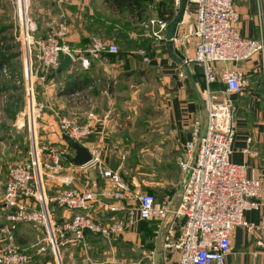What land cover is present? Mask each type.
Listing matches in <instances>:
<instances>
[{
    "label": "built area",
    "instance_id": "built-area-1",
    "mask_svg": "<svg viewBox=\"0 0 264 264\" xmlns=\"http://www.w3.org/2000/svg\"><path fill=\"white\" fill-rule=\"evenodd\" d=\"M180 1L173 0L175 14ZM18 6L22 44L30 74L55 70L65 54L71 55L73 66L87 70L92 61L120 53L116 43L96 35L89 37L86 48L71 47L66 41L70 27L65 19L54 23L45 37L36 39L30 31L21 0ZM189 6L194 8L192 27L184 35H175L173 44L188 67L203 71L199 87L203 109L193 123L192 139L185 144L186 155L177 160L182 174L178 207L175 210L172 208L169 196L158 202L150 193H134L120 173L103 167L100 152L93 150L90 152L92 160L86 166L98 167L101 176L111 181V195L116 203L110 205L109 210L120 212L123 201L137 202L136 208L130 209L125 218L108 224L97 222L90 215L96 202L95 193L69 187L78 167L66 164L69 147L38 144L33 123L31 130L34 138L29 158L13 163L7 173L3 197L5 223L0 228L5 243L0 246V264L31 263L32 257L15 244V232L21 223L33 224L45 233L58 258L60 248L85 241L86 232L111 239L137 222L150 221L156 222L160 230L163 221L171 214L175 221L181 219L182 222L179 241L166 245L179 251L178 264H223L231 251V233L238 226L244 227L250 234L259 233L264 243V171L261 177L249 178L246 166L230 160L236 137V105L232 95L243 93L249 82L240 71L217 69L219 64L239 63L259 56L264 71L263 15H258L260 36L251 39L240 33V16L233 0H188L187 10ZM169 18L168 15L152 17L142 21L141 26L155 42L165 43ZM192 38L197 41L195 51L187 55ZM138 54L144 63L150 62L147 50L139 49ZM32 55L39 66L35 73L30 67ZM186 77V72L182 70L179 78L186 80ZM30 94L29 103L33 92ZM37 116L33 113L31 120L35 117L36 121ZM89 117L93 118V115ZM61 130L75 142L91 135L90 124L80 126L70 119L62 120ZM60 178L64 179L66 188L55 195H48L46 182ZM52 206L73 211L74 215L70 220L60 222ZM260 210L258 222L246 220L247 212ZM86 264L126 263L88 260Z\"/></svg>",
    "mask_w": 264,
    "mask_h": 264
},
{
    "label": "crops",
    "instance_id": "crops-1",
    "mask_svg": "<svg viewBox=\"0 0 264 264\" xmlns=\"http://www.w3.org/2000/svg\"><path fill=\"white\" fill-rule=\"evenodd\" d=\"M172 2L173 0H152L149 5H146L147 9L142 17H161L159 13L170 9ZM233 2L240 16L238 28L242 36L251 39L258 38L260 36L258 15L261 13L264 20V0H233ZM102 5L105 10L102 9L103 7L101 8ZM59 6L60 9H74L71 13L67 10L60 15V20L62 17L65 18L70 27L66 41L71 47L86 48L91 35L109 41L116 38L113 30L110 31L112 33L109 36L106 34L107 29L105 28V26L112 27L115 25L110 19V16L114 17V14L124 21L123 25L116 26L120 29L126 28L123 29V38L120 36L117 41L121 45L128 42L127 44L131 47L126 50L120 48L118 55L106 56L99 61H92L87 70L80 66H72L70 70L64 71L60 75L64 77L62 80L64 85L71 74L81 77L87 76L92 81L88 88L71 96L61 95L63 88L59 89V93L53 97L56 101L54 104L57 105L51 106L50 103L46 112L41 114L39 126L37 122L35 123L34 134L38 144L69 147L66 164H70L76 152L63 138L62 120H75L80 126L90 124L91 135L77 143L90 152L98 150L101 154L103 167L120 173L134 193H150L155 196L158 202L169 196L172 199V208L175 210L179 205L182 192V174L177 160L186 155L185 144L192 139L193 123L202 113L203 103L194 86L196 84L198 88L200 87L202 76L198 75L197 68L189 66L190 76L186 73V80L179 78V73L183 69L170 58L167 42L157 43L145 34L141 22L147 18L141 21L135 15L136 13L119 14L117 11L111 10L109 4H106L104 0H99V3L94 0H64ZM56 8L53 7L54 10ZM172 10H174L173 5ZM193 10V6H189L188 10L186 9L183 21L179 24L175 35L188 33L193 24ZM166 15L171 16L170 12H165L162 17ZM175 15L174 12L171 21ZM103 24L105 26H102ZM116 28L112 29L116 31L118 30ZM135 35H138L137 40ZM196 43V39L192 38L187 55L194 53ZM136 47H139L138 50L140 47H144L148 51L152 66L160 68L157 71L163 73L172 84L170 95L163 107L164 114L157 117L165 120L161 126L154 129L155 144L148 147L146 138L143 142L146 145L144 161L147 162V159L156 160L157 163L159 162V168H162L161 177L152 183H148L138 176L132 175L129 179L125 177L128 171H122V169L128 168V166L119 164V146L117 145L120 143H115L113 140L119 134H124L126 128L127 130L132 129L131 125L129 128L127 126L130 124L133 114L131 107L136 113V103L127 101L117 91V87L120 85L127 86L131 77L144 74L146 71V64L139 56ZM217 69L218 71L226 69L240 71L249 82V86L243 93L232 95L236 105V137L230 160L234 164L246 166L249 178L261 177L264 171V71L262 70L261 59L259 56H255L253 59L244 62L219 64ZM100 76H104V78H100ZM46 77L49 75L41 73L35 78L39 79L40 83ZM98 86L105 89L101 93L105 95L89 96V90ZM101 100L102 103H99ZM100 107L102 109H99ZM90 114L93 115V118L89 117ZM123 142L124 139L121 143ZM63 183V178L48 180L46 182L48 195H55L64 187L66 188ZM69 187L80 191L90 190L95 193L96 202L91 208L90 215L102 224L125 218L129 210L137 206V202L123 201L122 211H110L109 206L116 203L111 195L113 190L111 189V181L101 176L98 167L78 166ZM144 190L148 192H143ZM52 208L60 222H66L74 215L73 211L67 209L56 206H52ZM2 210L5 211L4 205ZM261 212V210L247 212L246 220L251 223L258 222ZM181 223V219L175 221L171 214L163 221L160 230L156 222L150 221L137 222L123 234L111 239L87 232L85 241H77L62 247L63 262L65 264H86L88 260L92 261L91 257H94V252L97 251L100 254L102 252L105 261L113 263L154 264L155 254L162 252V264H178L179 251L175 248L169 249L166 245L179 241ZM34 227L36 228L35 225ZM19 230L15 235V244L18 246L16 241H19L20 238ZM4 240L5 236L0 233V246L5 243ZM21 249L32 257L30 264L43 263L41 258L43 254L40 250L36 249L32 252L29 247ZM126 255L129 258H126ZM223 264H264V243L260 234H250L244 227H235L231 233V251L225 257Z\"/></svg>",
    "mask_w": 264,
    "mask_h": 264
},
{
    "label": "rangeland",
    "instance_id": "rangeland-1",
    "mask_svg": "<svg viewBox=\"0 0 264 264\" xmlns=\"http://www.w3.org/2000/svg\"><path fill=\"white\" fill-rule=\"evenodd\" d=\"M18 1L0 0V226L5 223V211L2 210V204L9 167L15 162L24 161L29 158L31 144L34 138L31 130L34 127L33 123L35 124L37 122L39 126L41 114L46 112L50 103L51 106L57 105L54 104L56 101L53 97L59 93V89L64 87L62 81L64 77L60 75L54 76L51 71L44 72L40 70L38 72V76L41 73L49 75V77H46L40 83L39 79L35 78L37 75L34 74L33 76V74H30L33 95L31 97V103H29L28 92H31V90L28 89L29 76H27L26 60L22 44L23 37L21 36L22 29ZM63 1L21 0L22 6H24V12L26 13V19L29 22L30 31H33V37L36 39L45 37L49 33L51 26L54 25L53 23L60 20L62 12H67L68 10L71 13L74 10L60 9L61 7L59 5H62ZM94 1L99 3V0ZM53 7L57 8L54 10ZM70 13L68 14L70 15ZM62 19L65 18L62 17ZM110 19L115 24L111 29H115L117 27L116 25H123L124 21H122V18L115 14L114 17L110 16ZM23 29L25 31L24 24ZM114 29L112 30L116 38H113L112 42L116 43L121 50L130 48L131 45L127 44V41L124 45H121L117 41L118 37L121 36L123 38V31L126 28L120 29V27H117L116 29L118 30L116 31ZM138 48L136 47L137 50ZM133 49H135V46H133ZM140 49L145 48L140 47ZM30 67L32 71L34 70V73L39 68L34 55H32L30 61ZM146 67L144 74L131 77L127 86L122 84L117 87V91L127 101L136 103V113H134L131 107L133 114L130 124L127 126L129 128L131 125L132 129L127 130L126 128L124 134H119L113 140L115 143H120L117 145L119 146V164L128 166V168L125 167L122 169V171H128L125 177L129 179L132 175L138 176L144 181L152 183V181H156L161 177L162 168H159V162L157 163L156 160L147 159V162L144 161V149L146 145L143 142L146 138L148 147L155 144L156 135L154 129L161 126L165 120L157 117L163 116L164 114L163 107L170 95L172 84L163 73L157 71L160 68L152 66L151 58L150 62L146 64ZM4 71L8 75H5ZM100 78H104V76H100ZM61 84L62 87L60 86ZM106 89L108 90V88ZM104 90L101 86H98L90 89L88 95L91 97L102 96L105 95L101 94ZM108 95L110 96L111 94L109 93ZM99 103H102V100ZM71 107L73 108V106ZM99 109L102 108L100 107ZM33 113L39 115L36 121L35 117L31 120ZM123 139L124 142L121 143ZM143 192L148 191L144 190ZM24 224L28 223H21L16 229V232L20 229V238L16 242L21 248L25 249L29 247V250L32 252L36 249H43L42 259H47L46 257L51 256V259L46 260L44 264H65L63 262L62 248H60V258L58 259V256L52 250L53 246L47 239V235L37 227L35 228L34 225ZM91 258L92 261H105L102 252L101 254L97 253V251L94 252V257ZM126 258H129V256L126 255Z\"/></svg>",
    "mask_w": 264,
    "mask_h": 264
},
{
    "label": "water",
    "instance_id": "water-1",
    "mask_svg": "<svg viewBox=\"0 0 264 264\" xmlns=\"http://www.w3.org/2000/svg\"><path fill=\"white\" fill-rule=\"evenodd\" d=\"M187 5H188V0H181L180 1L179 9H178L175 17L173 18V20L171 21V23L169 24V27L167 29L166 42H167V50H168V54H169L170 58L175 63H177L179 65V67H181L184 70V72L189 74V71H190L189 67L176 54L175 49H174V44H173V38H174V36L176 34V31H177V28H178L179 24H181L182 21H183V18H184L186 9H187ZM72 66H73V58L71 57V55L65 54L63 56L62 61L60 62V64L56 68V72L60 73V72H63V71H68V70L71 69ZM26 69H27V76H29L28 89L31 90L32 85L30 84V70H29L28 63H26ZM196 70H197L198 75L203 76L202 69L197 68ZM189 76H190V74H189ZM194 86L196 88L198 96L200 97V99L202 101L201 93H200V90H199L198 86L196 84H194ZM30 95L31 94H30V91H29L28 92V96H30ZM63 138L68 143V145L76 152L75 157L71 160V162L74 165L80 166V167L86 166L92 160L91 153H90V151L87 148H85L82 145H80L79 143L71 140L67 135H64ZM162 258H163V253L162 252H157L155 254V257H154V264H162Z\"/></svg>",
    "mask_w": 264,
    "mask_h": 264
},
{
    "label": "trees",
    "instance_id": "trees-1",
    "mask_svg": "<svg viewBox=\"0 0 264 264\" xmlns=\"http://www.w3.org/2000/svg\"><path fill=\"white\" fill-rule=\"evenodd\" d=\"M104 2H106V4H109V6L111 7V10L113 11H117L119 14H129V13H136L135 15L140 18V20H144V19H149V17H145L143 18L142 16H144V13L146 12V5H149L152 0H104ZM172 5L173 2L171 4L170 9L165 10L163 12H160V16L162 18L163 14L165 12H170L171 16L169 18V20L172 19L173 15H174V10H172ZM127 25V23H126ZM102 26H105L104 24ZM106 30V34L110 36V31H112L111 27H107L105 26ZM120 49V48H119ZM0 69H1V65H0ZM53 71L52 75L56 76V75H61L63 74V72L60 73H56L55 70H51ZM91 79L89 77H81V76H77L75 74H71L68 76L67 78V82L64 85L62 91H61V95L64 96H71L74 95L76 93H79L83 90H85L86 88H88V86H90L91 84ZM87 234V232H86ZM95 235V234H94ZM100 236V235H99ZM47 259H43V263L44 264L46 262V260L51 259V256L46 257Z\"/></svg>",
    "mask_w": 264,
    "mask_h": 264
}]
</instances>
